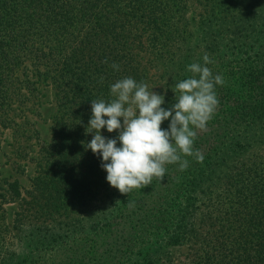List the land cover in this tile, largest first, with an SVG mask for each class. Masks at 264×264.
<instances>
[{"label":"trees","instance_id":"1","mask_svg":"<svg viewBox=\"0 0 264 264\" xmlns=\"http://www.w3.org/2000/svg\"><path fill=\"white\" fill-rule=\"evenodd\" d=\"M236 1L207 0L234 40L223 44L206 24L205 52L193 56L184 48L187 0H0V136L11 129L39 145L24 196L0 170V264H162L183 238L189 264H264V0L248 17ZM192 63L223 80L206 130L196 129L203 160L182 157L185 170L167 164L162 181L120 193L86 148L91 101L112 100L111 85L126 77L148 86L151 68L163 79L175 69L180 82ZM40 86L56 105L43 143L31 125ZM9 197L19 202L18 251L1 207Z\"/></svg>","mask_w":264,"mask_h":264},{"label":"clouds","instance_id":"2","mask_svg":"<svg viewBox=\"0 0 264 264\" xmlns=\"http://www.w3.org/2000/svg\"><path fill=\"white\" fill-rule=\"evenodd\" d=\"M203 60L205 65L211 62L207 54ZM112 67L119 68L115 63ZM187 71L192 76L174 85L180 95H175L176 102L168 110L161 107L163 95L131 77L111 85L112 100L91 101L88 128L93 138L86 148L102 157L106 179L120 193L145 188L153 178L162 181L167 164H179L185 170L188 161L182 157L195 155L203 160L199 151H193L196 129L206 130L218 106L214 86L222 85L223 80L219 75L213 78L211 70L199 63L190 64ZM169 119L168 129L163 130L162 123ZM104 128L109 133L118 131V136L105 138L101 134Z\"/></svg>","mask_w":264,"mask_h":264},{"label":"rangeland","instance_id":"3","mask_svg":"<svg viewBox=\"0 0 264 264\" xmlns=\"http://www.w3.org/2000/svg\"><path fill=\"white\" fill-rule=\"evenodd\" d=\"M238 1H242L240 6L242 9L246 10L245 14L247 17L253 15L252 11L257 12L255 7L252 6L253 0H246L247 2L245 0ZM238 1L234 4L236 7H238ZM212 4L213 3H210L209 5L207 0H187L185 13L186 38L184 48L190 49L193 56L200 54L202 51L205 52L203 47L205 43L203 37L205 35L204 27L206 24L210 32H217L219 39L223 44L228 43L230 40H234L233 35L235 34L233 32L230 34V31L226 26L222 28L218 25L217 21L213 20L212 10H210L212 9ZM234 21L237 24L240 23L237 18ZM235 26L232 27V31L238 33ZM240 27V31L245 35H248L251 27ZM175 72V69L168 68V70L165 71V78L163 79L160 76L161 74H156L153 68L149 70V91L153 89L157 94L164 96V104H162L161 107L167 103H172L175 100V95L176 97L180 95L179 92L176 93L174 88V85L179 82ZM167 88H170L172 91L166 90ZM37 107L40 116H33L32 119L35 123H32L31 125L36 129L40 137V142H48L52 136L51 117L56 111L53 90L50 86H40ZM121 123H123L122 120ZM202 131L203 130H197L198 133H202ZM0 140L2 146V150L0 149V170L2 172V177L8 179L9 182L15 181L19 185V190L22 196H24L25 190L30 188L31 177L35 174L34 171L36 170L37 165L35 159L38 157L37 150L39 145H37V142L34 139L15 138L11 129H6L4 134L0 136ZM253 151L254 149L251 148L244 155L248 156V153ZM209 183L210 182H206L204 188H206ZM4 187L7 188L5 185ZM0 192H2V190ZM7 199L6 202L4 201L1 203V207L5 216V221L12 230L11 237L9 234L10 248L18 251L20 245L13 236L17 232L13 228V220L14 213L18 210L19 202L10 197ZM187 251V242L183 238L181 245L171 248V261L164 260L162 261V264H189L190 262L186 258Z\"/></svg>","mask_w":264,"mask_h":264}]
</instances>
